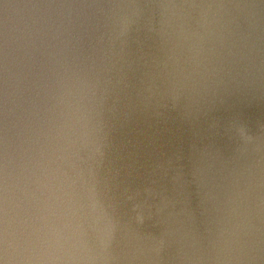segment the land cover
I'll return each instance as SVG.
<instances>
[{
	"label": "water",
	"instance_id": "95a60500",
	"mask_svg": "<svg viewBox=\"0 0 264 264\" xmlns=\"http://www.w3.org/2000/svg\"><path fill=\"white\" fill-rule=\"evenodd\" d=\"M0 264H264V0H0Z\"/></svg>",
	"mask_w": 264,
	"mask_h": 264
}]
</instances>
